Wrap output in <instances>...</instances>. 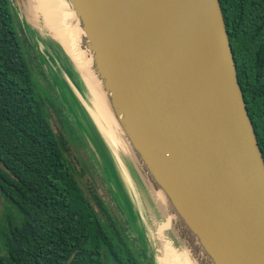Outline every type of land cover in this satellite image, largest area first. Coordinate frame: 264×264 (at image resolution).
<instances>
[{"label":"water","instance_id":"water-1","mask_svg":"<svg viewBox=\"0 0 264 264\" xmlns=\"http://www.w3.org/2000/svg\"><path fill=\"white\" fill-rule=\"evenodd\" d=\"M67 1L158 218L193 264H264V155L220 0ZM11 2L41 33L32 1Z\"/></svg>","mask_w":264,"mask_h":264},{"label":"trees","instance_id":"trees-1","mask_svg":"<svg viewBox=\"0 0 264 264\" xmlns=\"http://www.w3.org/2000/svg\"><path fill=\"white\" fill-rule=\"evenodd\" d=\"M220 2L264 155V0ZM35 33L19 19L11 0H0V195L5 210L14 206L17 213L1 216L0 264H155L134 199L109 147L86 118L140 251L70 161L69 144L54 130L36 90L34 62L44 74L46 63L39 59ZM8 219L14 221L11 228Z\"/></svg>","mask_w":264,"mask_h":264},{"label":"bare ground","instance_id":"bare-ground-1","mask_svg":"<svg viewBox=\"0 0 264 264\" xmlns=\"http://www.w3.org/2000/svg\"><path fill=\"white\" fill-rule=\"evenodd\" d=\"M30 14L32 22L42 25L50 36L61 45L48 39L45 32L35 33L34 41L54 79L64 78L68 83V91L73 103L90 121L99 138H102L111 148L123 171V178L132 194L143 222L147 238L153 246L154 260L157 264H193L186 255L173 244L169 234L170 222L161 221L155 213L151 202L142 190L139 192L135 177L123 162L122 145L118 139L115 121L109 111V102L101 83L90 67V55L82 48L80 40L83 32L79 27L75 13L67 0H48L45 12V23L41 20V12L34 0H31ZM37 29V28H36ZM40 30V29H39ZM70 56L74 65L82 72L90 91L82 85L77 72L65 52ZM92 56V55H91ZM52 57V58H50ZM57 71V74H56ZM59 81V80H58ZM61 82V81H59ZM147 211V214H146ZM141 222V221H140Z\"/></svg>","mask_w":264,"mask_h":264},{"label":"rangeland","instance_id":"rangeland-1","mask_svg":"<svg viewBox=\"0 0 264 264\" xmlns=\"http://www.w3.org/2000/svg\"><path fill=\"white\" fill-rule=\"evenodd\" d=\"M34 1L36 3L37 8L41 12V20L45 23V12H46L47 4L49 1L48 0H34ZM43 2H46V3L42 4ZM17 15L22 22L25 20L27 21V19L24 17L21 11H18ZM28 19L30 20V22H32L31 15L30 17H28ZM37 27H39V29L43 32L46 31L42 25H37ZM38 56H39V59L41 60L39 54ZM38 65L39 64H37V61H35L34 62V75H35L36 90L44 104L46 112L49 115V118L53 125L54 130L56 131L57 134L63 136L69 144V147L71 149L70 155H69L70 161L76 166L77 171L81 172V174L83 175V180L86 181L89 185H91L98 192V194L104 199L109 209V212L114 218V220L120 225V227L121 226L124 227L125 232L129 237V240L131 242L134 241L137 247H135L134 245L133 246L140 251L141 245L135 240L138 235H136L135 231L130 229L126 221L127 216L123 215V213L120 211L117 201L114 197L111 185L107 180L109 177V173L106 172V170L104 172L102 160H100L101 157L99 153H97L96 151L98 147V143H96L97 137L94 134V131L89 126L88 121L85 119L82 111L78 108V106H76L73 103L71 95L68 91L69 87H68L67 81L61 77H57V79L61 82H59L58 80L54 81V78L52 77L51 72L48 71V69L45 67V64H43L45 74L43 73V70ZM56 74H57V71H56ZM79 79L82 85L85 86L80 76H79ZM120 144L122 145L121 142ZM121 156H122L123 162L126 163L127 167L131 170L132 175L135 177V180H136L135 183H137L136 186L138 185L137 188H139L138 191L140 192L142 190L143 192H145V189L130 162L128 151L123 148L121 152ZM114 158L120 170L121 176L123 177V171L121 169V166L118 163L115 156ZM134 204H135V201H134ZM95 207H96V210L99 212V208L97 206ZM135 207H136V210L138 211L136 204H135ZM152 207L154 209V205H152ZM5 209L6 208L4 207V210L2 213L3 216H6L8 212L12 214L14 217L17 214L14 206H12L11 209H7V210ZM146 214H147V211H146ZM161 221H165V219H161ZM2 222H3V218L0 216V226L2 225ZM140 223H141L140 225H142L140 227L144 228L142 220ZM143 228L140 230L144 232L145 229L143 230ZM169 234L171 236L174 246L179 251L184 253L187 259L190 262H192L190 254L186 249V245H183L181 241L175 240L173 236L171 235L170 231H169ZM148 248H149L148 256L151 257L154 255L153 253L154 251H153V246L152 244H150V242H149Z\"/></svg>","mask_w":264,"mask_h":264},{"label":"flooded vegetation","instance_id":"flooded-vegetation-1","mask_svg":"<svg viewBox=\"0 0 264 264\" xmlns=\"http://www.w3.org/2000/svg\"><path fill=\"white\" fill-rule=\"evenodd\" d=\"M3 203H4V201H3ZM4 207H5V204H4ZM0 216H2V214ZM7 222H8V227L11 228L12 227V224L14 223V221H11L10 222L9 219H8Z\"/></svg>","mask_w":264,"mask_h":264}]
</instances>
